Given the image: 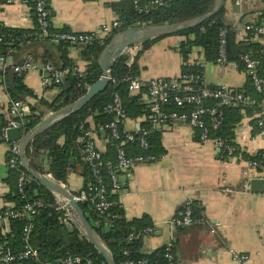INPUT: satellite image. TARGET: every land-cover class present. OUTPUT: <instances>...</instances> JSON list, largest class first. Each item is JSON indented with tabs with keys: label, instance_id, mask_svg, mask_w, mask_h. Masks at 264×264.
Segmentation results:
<instances>
[{
	"label": "crops",
	"instance_id": "crops-1",
	"mask_svg": "<svg viewBox=\"0 0 264 264\" xmlns=\"http://www.w3.org/2000/svg\"><path fill=\"white\" fill-rule=\"evenodd\" d=\"M46 1L52 13L51 27L57 30L100 32L104 23L119 19L113 4L121 0ZM224 3L226 20L235 26L237 40L246 41L244 24L262 14L264 0H225ZM34 16L31 0H0V23L4 26L32 30L35 28ZM186 41L187 35L177 33L156 38L144 49L142 44L138 52L143 50L136 59L139 76L145 81L155 77L173 78L179 76L186 65H199L205 60L208 85H228L235 89L246 86L249 77L243 65L234 61L217 64L215 59H206L202 47L184 46ZM58 46L51 41L28 40L7 54L8 62L19 64L30 55L38 64H44L48 56L62 63L63 51ZM82 51L78 45L69 46L68 56L84 71L88 63ZM25 82L36 94L27 100L32 105L39 98L53 100L60 91L58 86L42 85L40 70L26 73ZM143 98L146 100L145 93ZM11 103L4 77L0 75L1 127L2 121L7 125L14 118L10 112ZM51 112L47 111L43 118ZM242 112L243 118L234 130L238 152L232 158L212 142L201 143L198 132L184 122L155 126L161 133L164 152L154 162L134 165L132 176L125 180V189L120 195L127 218L148 216L153 223L154 230L145 237L144 252L172 243L176 264H236L231 250L248 254L245 264H264V184L262 191L251 189L253 178L264 180V170L252 168L246 160L248 156L256 157L264 151V135L257 127L258 113ZM138 123L141 121L130 119L128 126L137 128ZM95 139L99 148L106 152L108 139L99 133ZM9 149V142H0V207L13 205L4 199L9 191L6 182L10 169ZM41 159L43 166L48 168L45 156ZM29 160L32 163L31 158ZM83 181L79 172L72 171L67 183L61 182L78 192ZM245 184L249 189L244 187ZM56 199L60 201L57 196ZM191 203L205 221L173 228L168 221ZM5 224L4 232H8L9 222Z\"/></svg>",
	"mask_w": 264,
	"mask_h": 264
},
{
	"label": "trees",
	"instance_id": "trees-1",
	"mask_svg": "<svg viewBox=\"0 0 264 264\" xmlns=\"http://www.w3.org/2000/svg\"><path fill=\"white\" fill-rule=\"evenodd\" d=\"M149 2L150 0H141L142 6H148V9L143 11L137 10L133 0H121V2L113 4L119 13L118 20L120 21V26L102 39L95 40L92 44L86 45L85 49H82L84 58L88 63L82 77L67 76V86L63 85V83L59 85L60 91L53 100L39 98L35 105L29 104L31 112L22 118L23 130L25 132L30 131L36 126L43 119L47 111H57L83 96L89 86L101 77L102 69L98 59L103 49L109 44L115 34L130 27L160 25L190 20L208 13L215 4V0H162L161 5H149ZM226 13L227 7L224 3L222 8L213 16L205 19L197 26L179 32L178 34L188 36V41L183 45L202 47L206 59L213 60L216 58L218 52L219 32L222 28H228L230 61L243 65L241 56L244 53H251L253 56L262 59L264 65V54L260 52V42L251 39L250 34H248L246 41H238L236 38V28L227 22ZM34 18L36 17L34 16ZM262 21H264V8L262 14L254 20L257 23ZM38 30L39 27L36 21L35 28L32 30L11 28L0 23V35L2 36L0 54L7 55L19 45L25 44L28 40L51 41L59 45L58 47L63 51L60 58L62 63L56 60L55 57L50 58L48 56L49 58H45L44 64L51 63L59 70L77 66L68 56V48L74 44L54 42L49 36L40 37L33 35ZM50 30L56 31L57 29L51 27ZM190 36H193V38ZM154 39L146 40L143 43V49L147 48ZM142 50L137 52L135 62L131 67L126 63L128 55L126 53L120 55L111 68V79L104 91L95 95L81 109L38 135L30 143L27 149V156L31 158L34 167L39 172L51 175L55 179L67 183L69 174L72 171H77V167L80 166V175L84 180L82 189H85L93 181V176L88 165L82 160L81 145L77 142V136L82 131V127H97L113 119V115L106 113L104 109L112 102L115 93H118L122 97L129 119L134 121L140 120L141 126L150 130L149 152L162 155L164 148L162 146L161 133L152 124L148 103L143 98L146 89L143 88L139 92L129 90L128 77L138 74L139 68L136 59ZM199 71L198 64L186 65L183 70L184 73H197ZM0 75L4 77L7 92L12 103L16 101L27 102L29 97H36L34 90L25 82V74H19L13 69L8 68L5 72H1ZM237 90L258 98L262 96L254 90L250 79L243 89ZM213 103L214 101L209 102V104ZM222 108L225 116L218 134L227 139L235 138L234 130L243 118V110L248 111L251 115L261 112V109L256 106L242 107L229 104ZM91 120L93 121L91 122ZM1 129L2 127L0 126V131ZM100 134L108 139L107 150L103 152V158L114 161L116 149L122 143V140L111 138L108 132ZM2 141H5V139H0V142ZM122 145L131 156L143 153L137 141L125 142ZM42 156H45L48 168L43 166ZM21 171L28 175L21 164L17 169H9L6 178L9 191L4 195V199L13 205L0 207V214L11 209H22L27 202L34 200H41L43 203L32 220L30 234L31 244L39 250V258L38 260L26 259L21 264H62V261L68 256L82 257L83 261L79 264H108L103 254L82 234L77 226H74L73 230L69 229L65 221L66 211L59 208L56 196L52 191L38 181L32 180L27 181L23 193L20 192L18 177ZM113 196L116 198V194ZM190 205L198 216L199 213L196 211L194 204L191 203ZM81 207L98 235L110 249L117 264H121L126 259H146L147 262L142 264H153L154 262L165 264L167 262L165 257L166 246L152 252H144L142 250L147 235L143 230L153 226L148 216L129 219L125 214L124 207L120 205L113 206L107 212L101 213L94 208L91 201L82 202ZM8 222L10 226L8 232H4L6 224H0V243L6 244L12 250L18 252L23 249V231L27 220L23 218H11ZM132 232L136 233L138 237L128 240L129 234ZM125 251H128V254ZM14 264L19 263L16 262Z\"/></svg>",
	"mask_w": 264,
	"mask_h": 264
},
{
	"label": "built area",
	"instance_id": "built-area-1",
	"mask_svg": "<svg viewBox=\"0 0 264 264\" xmlns=\"http://www.w3.org/2000/svg\"><path fill=\"white\" fill-rule=\"evenodd\" d=\"M11 1V0H8ZM28 0H24L27 2ZM30 1V0H29ZM135 7L139 11L147 10L148 6H142L141 0H133ZM35 14V21L39 30L33 35L40 37L49 36L54 42H68L74 45H88L95 40L102 39L113 30L120 26V21L115 20L111 23H104L100 32H76L69 30L51 31V9L46 0H31ZM161 5L162 0H150L149 5ZM244 29L251 35V39L260 42V52L264 54V21L257 23L249 21L244 24ZM229 30L222 28L219 32V45L217 56L214 60L217 64L226 65L229 59ZM2 36L0 35V41ZM137 43L127 47L124 51L128 55L126 61L128 66H132L135 62V56L139 50ZM123 53V54H124ZM244 69L253 85L254 90L261 94L260 98L254 97L228 85H218L210 88L205 81L204 69L207 61L199 63L200 71L197 73L182 72L179 76L173 78L155 77L147 81L143 80L139 74L129 76V90L139 92L143 88L146 89L145 96L150 111V119L154 126H161L168 122H184L195 129L198 133V139L201 143L212 142L217 148L221 149L224 154L230 158L235 157L238 152V146L235 138L227 139L218 134L220 127L224 121L223 106L234 104L242 107H259L261 112L258 113L257 127L260 134L264 135V65L262 59L253 56L251 53H244L241 56ZM8 68L13 69L19 74H26L33 70H40L42 74V85L44 87L59 86L63 83V76L69 75L82 77L83 70L77 66L66 68L64 70L57 69L51 63L38 64L33 56H27L24 62L10 65L7 55L0 54V73L5 72ZM90 87V86H89ZM214 101L213 104H209ZM108 114L113 115V119L100 124L97 127H82V131L77 136V142L81 145L82 160L88 165L93 176V181L87 185L85 189L74 192L73 195L80 203L91 201L94 208L101 212H107L111 207L120 205V195L124 192L125 180L132 176V168L136 164L151 163L160 158L161 155L149 152L150 130L146 127L130 128L128 121L130 120L123 104L122 97L115 93L112 102L104 109ZM10 112L14 118L4 125L0 131V139L6 138L8 128L20 127L23 129L22 118L30 113V105L28 102L16 101L11 104ZM115 140H122L116 149L115 160H105L103 151L97 145L96 133H105ZM139 143L143 153L131 156L122 144L125 142ZM248 164L255 169L264 170V151L256 157L248 156L246 158ZM8 165L10 168H19L20 165V142L10 143ZM107 178V180H106ZM29 176L25 172H20L18 177V188L23 193ZM244 187L249 189V185ZM116 194V198L113 196ZM118 197V198H117ZM57 201L60 209L66 211L65 221L71 222V215L66 210V205ZM41 200L27 202L22 209H11L0 214V224L7 223L11 218H23L27 222L23 231V249L15 252L4 243H0V263L21 264L26 259L39 258V250L31 244L30 234L32 230V220L37 214L38 209L42 206ZM205 218L197 216L193 207L188 204L185 209L177 216L171 218L168 223L173 228H183L197 223H203ZM154 230L153 226L143 230L144 233H150ZM216 232V229H212ZM136 233H130L128 240L137 238ZM166 246L165 264H176V256L172 243ZM233 259L236 264H245L249 259L248 254L231 250ZM128 254V251H125ZM83 261L80 256H68L62 264H79ZM147 260L126 259L121 264H142ZM153 264H161L154 262Z\"/></svg>",
	"mask_w": 264,
	"mask_h": 264
},
{
	"label": "water",
	"instance_id": "water-1",
	"mask_svg": "<svg viewBox=\"0 0 264 264\" xmlns=\"http://www.w3.org/2000/svg\"><path fill=\"white\" fill-rule=\"evenodd\" d=\"M224 2L225 0H215V4L211 11L190 20L160 25L136 26L118 32L113 36L109 44L103 49L99 56L98 61L102 69L101 77L88 88L87 92L83 96L78 98L73 103L57 111L51 112L28 132H25L20 127L8 128L6 131L5 141L9 143L20 142V164L30 176L28 181H38L40 184L52 191L55 196L61 199V202L66 205V210L71 215L72 221L67 223L69 229L73 230V227L77 226L81 230L82 234L95 245L100 253L103 254L108 264L117 263L108 246L101 239L91 222L86 217L81 207V203L75 199L73 190L68 188L61 181L55 179L53 176L39 172L30 162L29 157L27 156V149L30 143L38 135L81 109L95 95L105 90L111 79V68L113 64L116 59L124 53L127 47L137 43L141 48L144 40L177 34L186 29L197 26L205 19L217 13L224 5ZM78 46L82 49L86 48L83 44H79ZM187 50H189V48H187ZM63 85L67 86V79L65 76H63ZM208 86L210 88L214 87V85ZM1 125L4 126L5 122L2 121ZM137 128H141V123L137 124ZM77 172H81L80 166L77 167ZM263 184V179L253 178L251 180V189L254 191H262Z\"/></svg>",
	"mask_w": 264,
	"mask_h": 264
}]
</instances>
